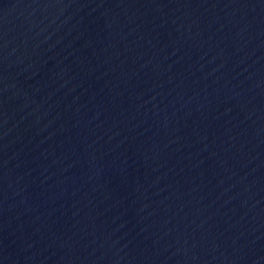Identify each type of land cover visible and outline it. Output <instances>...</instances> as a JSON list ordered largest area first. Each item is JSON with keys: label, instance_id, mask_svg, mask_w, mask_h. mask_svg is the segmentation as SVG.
Listing matches in <instances>:
<instances>
[{"label": "water", "instance_id": "obj_1", "mask_svg": "<svg viewBox=\"0 0 264 264\" xmlns=\"http://www.w3.org/2000/svg\"><path fill=\"white\" fill-rule=\"evenodd\" d=\"M0 264H264V0H0Z\"/></svg>", "mask_w": 264, "mask_h": 264}]
</instances>
